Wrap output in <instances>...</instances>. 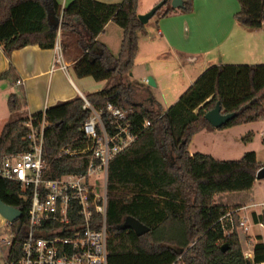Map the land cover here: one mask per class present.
<instances>
[{"label":"trees","instance_id":"trees-1","mask_svg":"<svg viewBox=\"0 0 264 264\" xmlns=\"http://www.w3.org/2000/svg\"><path fill=\"white\" fill-rule=\"evenodd\" d=\"M170 1L153 17L189 13L191 0H182L180 9ZM240 10L235 20L246 28H260L264 21V0H236ZM139 0L105 4L95 0H70L61 8L57 0H0V46L6 57L26 46L53 49L60 28L65 49L75 59L77 78L115 81L85 99L97 109L112 104L131 109L132 128L137 140L108 164L106 227L107 264H246L238 234L227 233L219 219L239 206L216 203V196L250 193L261 168L253 151L239 160L220 161L211 156L188 153L192 137L214 128L205 114L220 104L221 113L236 116L219 130L257 122L264 115V65H218L208 67L177 101L163 109L146 90L131 82L139 50V38L146 34L137 19ZM112 22L122 31L117 56L97 41ZM130 77V76H129ZM14 68L0 74V81L15 82ZM82 99L76 98L45 110L49 127L43 139L46 177L83 174L89 156L58 157L63 147H76L82 140L80 127L86 113ZM25 105L21 89L8 96L11 114ZM41 113L32 117L40 118ZM27 118L7 122L0 132V160L6 154L28 150L23 126ZM144 122H149L142 128ZM251 135L243 138L248 142ZM2 202L21 212L17 222L26 224L28 200L20 196L15 183L0 180ZM246 203V200L244 201ZM131 218L149 230L138 236L121 229ZM252 221L264 227V210L252 213ZM235 223L238 218L233 216ZM253 245L252 264L264 263V244L260 237ZM222 248L225 249L222 252Z\"/></svg>","mask_w":264,"mask_h":264},{"label":"crops","instance_id":"crops-1","mask_svg":"<svg viewBox=\"0 0 264 264\" xmlns=\"http://www.w3.org/2000/svg\"><path fill=\"white\" fill-rule=\"evenodd\" d=\"M57 1L63 8L70 0ZM95 1L119 4L124 0ZM160 1L139 0L137 15L147 13ZM191 1V12L152 17L144 25L146 34L139 38V50L130 75L146 90L144 95L152 97L165 110L210 66L264 65V21L257 29L239 24L234 17L240 10L236 0ZM64 41L60 28L59 45L66 70H52L53 49L43 50L30 45L6 57L0 46V74L11 65L17 77L13 83L0 81V132L7 122L15 120L8 110L7 99L19 89L25 97V105L19 111L24 114L22 118H28L49 107L72 101L80 95L97 93L112 85L113 81L96 82L91 77L77 78L73 72L75 59L66 51ZM97 41L117 56L122 31L109 22ZM137 60L140 61L138 65ZM138 66L141 69H136ZM148 77L152 78L155 86L147 85ZM16 81H21L22 85H16ZM248 134L251 135L250 140L243 142ZM234 141L237 143L234 144ZM187 150L190 155L200 153L220 161L239 160L246 152L253 151L257 162L264 167V115L252 124L200 131L192 137ZM263 180H256L255 183ZM222 196L236 200L234 205L239 204L237 199L245 198L244 193ZM259 204L251 202L239 206L246 209H240L234 215L240 220L246 218L247 230H238V237L243 250L251 256L256 242L253 238L260 237L264 244V227L254 223L251 218L252 213L258 215L262 211ZM243 241L246 242L245 247Z\"/></svg>","mask_w":264,"mask_h":264},{"label":"built area","instance_id":"built-area-1","mask_svg":"<svg viewBox=\"0 0 264 264\" xmlns=\"http://www.w3.org/2000/svg\"><path fill=\"white\" fill-rule=\"evenodd\" d=\"M60 26L53 47L52 70H66L59 45ZM16 85H22L16 81ZM82 110L86 118L80 127L82 140L76 147H63L58 157L88 155L83 174L46 177L43 139L49 127L45 111L40 118L28 117L23 126L28 150L6 154L0 160V180L15 183L20 196L28 200L26 224L5 221L0 230V264H107L108 230L106 227L107 169L109 162L138 138L130 122L131 109L112 104L95 108L85 96ZM149 122H144L146 128ZM259 206L264 210V203ZM241 207L219 219L227 233L245 227L246 218L235 223L233 216ZM262 226V225H261ZM248 260L250 253H244ZM182 264L181 257L175 263ZM264 264V263H262Z\"/></svg>","mask_w":264,"mask_h":264},{"label":"water","instance_id":"water-1","mask_svg":"<svg viewBox=\"0 0 264 264\" xmlns=\"http://www.w3.org/2000/svg\"><path fill=\"white\" fill-rule=\"evenodd\" d=\"M166 2L167 0H161L147 13L143 15H137V19L142 25L147 24V22L155 15V13L160 8L164 6ZM170 6L173 9H180L183 6V1L182 0H171ZM147 85L152 86V87L155 86L151 77H148ZM235 116H236L235 114L223 115L221 113L220 104L216 103L215 107L205 114V119L214 129H219L224 124H226L228 121L233 119ZM263 179H264V167H261L256 173V180H263ZM0 217L4 219L5 221L12 223L21 217V212L11 206L4 204L0 198ZM121 229H130L134 231L138 236L145 234L149 230L147 227H144L139 222L131 218H127L124 221L123 225L121 226ZM221 250L222 252L225 251L224 248H222ZM246 264H252V263L251 261L247 260Z\"/></svg>","mask_w":264,"mask_h":264},{"label":"rangeland","instance_id":"rangeland-1","mask_svg":"<svg viewBox=\"0 0 264 264\" xmlns=\"http://www.w3.org/2000/svg\"><path fill=\"white\" fill-rule=\"evenodd\" d=\"M113 25L116 28L120 29L114 23H113ZM139 63H140V61L137 60V65ZM136 69L139 70L141 68L138 66ZM128 75L130 76L131 75V72ZM129 76H128V78L131 80V82L137 83V81H135V79L133 77H129ZM113 82L115 83L116 80L115 81L113 80ZM145 97H146L145 95H142V97H141L140 100L143 101L144 100L143 98H145ZM23 116H24L23 112L19 111V112L13 113V117L12 118L13 119H20ZM236 143H237V141H234V144H236ZM232 160H234V159H232ZM235 160H237V159H235ZM228 195H231V194H228ZM245 200H246V203L244 202ZM214 201L216 203H221V204L225 203V205L228 206L229 208L230 207H233V206L247 205V204H250L251 202L264 203V180L263 181H257L256 183H254V185L252 187V190L250 192V195H247L246 194L245 195V198L242 199V197H241L240 200L237 199V202H239V204L234 205V202H236V200L233 201V200H231V197L224 198L223 196L222 197L220 196L219 198H217V197L214 198ZM4 227H5V220L3 219V222L0 223V230L1 229L3 230ZM262 235L264 236V232H263ZM238 239H239V237H238ZM253 240H255V239L253 238ZM239 243H240V240H239ZM245 244H246V242L243 241V246L244 247L246 246ZM240 247H241V250H242L243 254L246 253V250H243V248L241 246V243H240ZM248 260H250V258Z\"/></svg>","mask_w":264,"mask_h":264}]
</instances>
